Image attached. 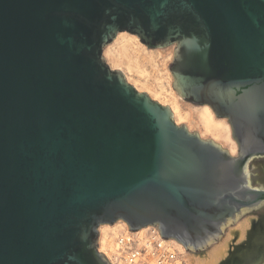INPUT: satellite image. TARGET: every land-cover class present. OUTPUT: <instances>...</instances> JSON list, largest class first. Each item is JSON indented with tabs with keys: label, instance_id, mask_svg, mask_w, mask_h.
Segmentation results:
<instances>
[{
	"label": "water",
	"instance_id": "95a60500",
	"mask_svg": "<svg viewBox=\"0 0 264 264\" xmlns=\"http://www.w3.org/2000/svg\"><path fill=\"white\" fill-rule=\"evenodd\" d=\"M119 32L175 44L172 87L227 119L236 155L105 62ZM257 157L264 0H0V264H110L117 220L203 249L264 203Z\"/></svg>",
	"mask_w": 264,
	"mask_h": 264
},
{
	"label": "rangeland",
	"instance_id": "374dc122",
	"mask_svg": "<svg viewBox=\"0 0 264 264\" xmlns=\"http://www.w3.org/2000/svg\"><path fill=\"white\" fill-rule=\"evenodd\" d=\"M174 48L175 44L147 47L136 35L119 32L114 40L103 48L102 56L112 69L125 72L127 81L138 91L146 92L161 104L171 105L175 110L173 117L175 116L174 120L177 124H184L189 131H196L203 139H212L228 151L231 148L232 153L229 152L236 155L237 146H231V142L227 140H233L227 119L216 116L208 106L217 127L219 126L220 129L223 127L221 134L211 132L199 118V112L204 108L203 105L182 98L172 87L173 77L168 65L172 61ZM249 170L250 183L253 186L264 187V157H257L250 161ZM122 222L117 220L112 224L99 226L97 247L100 252L103 249L99 240L100 236L107 232L113 233L123 225ZM242 228H244V233L242 237H239V230ZM221 244L226 245V252L215 264H259L263 261L264 203L244 211L234 221L228 223L223 228L220 237L207 247L197 251L190 250V252L203 256L213 247Z\"/></svg>",
	"mask_w": 264,
	"mask_h": 264
},
{
	"label": "built area",
	"instance_id": "2783aa9c",
	"mask_svg": "<svg viewBox=\"0 0 264 264\" xmlns=\"http://www.w3.org/2000/svg\"><path fill=\"white\" fill-rule=\"evenodd\" d=\"M122 224L111 233V253L101 252L110 264H189L190 250L175 239L162 237L157 225L133 231Z\"/></svg>",
	"mask_w": 264,
	"mask_h": 264
},
{
	"label": "bare ground",
	"instance_id": "6f19581e",
	"mask_svg": "<svg viewBox=\"0 0 264 264\" xmlns=\"http://www.w3.org/2000/svg\"><path fill=\"white\" fill-rule=\"evenodd\" d=\"M124 74H125V72H124ZM170 107H171L173 113H175L174 108L171 105H170ZM203 107H204L203 110L202 111L200 110V112H199L200 120L204 123V126L208 130H210L211 132H213L215 134H217L218 132H220V134H221V130L223 129V127H222V129H220L219 126L217 127V124L215 123V121L212 117V112H211L210 108L207 105H203ZM226 132H228L227 129H226ZM220 134H218V135H220ZM225 139H227V138H225ZM227 140L231 142L230 143L231 146L236 147L235 142L232 139L231 140L227 139ZM229 151L231 152V148ZM239 231H240L239 237H242L243 233H244V228H242ZM99 240H100V244L103 247L101 252H104L105 254H110L111 251L113 250L112 236H111L110 232L105 233L103 236L101 235ZM227 240H228V238H227ZM225 252H226V245H224V244L217 245V246L213 247L206 255H203V256L198 255V254H192L190 252L188 255V263L189 264H215L217 262V260L224 255Z\"/></svg>",
	"mask_w": 264,
	"mask_h": 264
}]
</instances>
